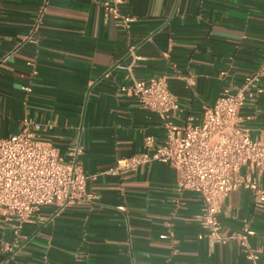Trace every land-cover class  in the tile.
Instances as JSON below:
<instances>
[{"label": "crops", "instance_id": "obj_1", "mask_svg": "<svg viewBox=\"0 0 264 264\" xmlns=\"http://www.w3.org/2000/svg\"><path fill=\"white\" fill-rule=\"evenodd\" d=\"M48 1L32 35L43 0H0V137L33 131L82 166L97 199L45 207L19 234L0 221V264H254L235 242L199 239L202 199L177 194L169 164L107 171L143 152L147 137L162 147L167 136L120 86L165 78L180 105L173 122L201 120L223 89L239 90L263 68L264 0H129L120 8L134 19L128 28L105 13L106 0ZM259 84L241 109L254 138L264 137V76ZM218 220L222 235L248 224L255 264H264V210L251 192H233Z\"/></svg>", "mask_w": 264, "mask_h": 264}, {"label": "built area", "instance_id": "obj_2", "mask_svg": "<svg viewBox=\"0 0 264 264\" xmlns=\"http://www.w3.org/2000/svg\"><path fill=\"white\" fill-rule=\"evenodd\" d=\"M128 1L103 3L105 13L122 18L126 28L134 21L120 14ZM48 4L43 0L32 35L39 32ZM262 76L264 65L256 75L248 76L239 90L223 89L201 120L191 118L183 126L173 122L180 105L165 78L149 82L132 78L120 86V91L159 116L167 132L166 142L157 147L155 139L147 137L143 152L118 160L107 171L125 177L153 162L169 164L178 174L177 194L192 192L202 199L199 224L203 233L199 239L207 236L224 245L235 242L254 264L260 256L251 243L252 229L246 224L238 232L222 235L218 215L225 200L238 190L251 192L255 207L264 210V137L254 138L247 125L251 118L241 115L248 99L263 92L259 84ZM24 91L31 89L25 87ZM89 179L76 160L64 162L56 148L38 140L29 129L0 137V221L15 222L16 234L26 223L38 219L45 207L62 211L72 205L94 204L97 197L88 191ZM118 210L124 211L125 207L119 206ZM172 237L171 230L161 236Z\"/></svg>", "mask_w": 264, "mask_h": 264}]
</instances>
